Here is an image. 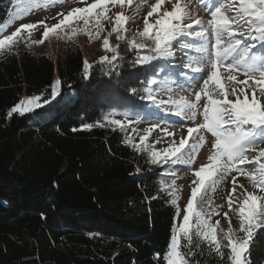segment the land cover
Segmentation results:
<instances>
[{
    "label": "trees",
    "instance_id": "obj_1",
    "mask_svg": "<svg viewBox=\"0 0 264 264\" xmlns=\"http://www.w3.org/2000/svg\"><path fill=\"white\" fill-rule=\"evenodd\" d=\"M14 3L0 0V25L13 17ZM113 45L117 60L101 63L94 52L87 76L79 48L54 60L22 41L0 55V264H166L158 254L170 243L177 213L163 190L165 168L125 143L105 117L115 107L146 113L142 107L154 106L143 98L149 81L170 65L160 57L136 63L149 48ZM56 69L62 84L53 99ZM25 93L41 94L43 103L8 115ZM97 122L106 126L84 128ZM259 239L249 248L251 264H264ZM182 251L191 253L190 264H229L227 248L222 258L195 236Z\"/></svg>",
    "mask_w": 264,
    "mask_h": 264
},
{
    "label": "snow or ice",
    "instance_id": "obj_2",
    "mask_svg": "<svg viewBox=\"0 0 264 264\" xmlns=\"http://www.w3.org/2000/svg\"><path fill=\"white\" fill-rule=\"evenodd\" d=\"M192 0H188L190 4ZM31 3V0H29ZM127 4L132 6L133 0H93V3L86 7H77L68 11L65 15L62 12L58 16H62L56 24L49 26L44 21L36 23L21 24L11 34L7 36L0 35V55L11 52L20 42H24L26 46L31 47L32 44H43L45 40L51 37L64 40H75L77 35L84 33L89 37V41L101 39V32L104 30L101 21L109 19L107 13L110 10L109 4L115 6L117 4ZM165 0H156L151 6V10L144 18V29L138 32L131 39L123 33L126 31L125 25L130 17L123 13H117L112 31L104 36L102 48L108 53L99 57V62H107L113 64L119 56V45H112L109 37L115 33L118 41H126L130 49L149 48L151 55L139 56L136 63H146L157 57H171V47L173 41L179 38L191 35L197 38H205L211 33L214 38L213 51H209L201 45V52L207 55L209 61V74L207 77L201 75L203 85L200 91L195 92V100L189 101L186 97H180L176 101L177 115L182 114L184 107L192 109L196 108L197 103L202 97H206L204 104V122L197 124L195 127L188 128V136L181 138L179 145H170L161 151L150 150V162L153 164L161 161L167 163L169 160L173 164L183 162L186 165L194 163V155L188 160H182L185 145L193 134L199 136L197 143L192 145L193 149L207 143L204 135L200 134L201 130L209 132L215 138L212 143V150L208 155V164L202 165L198 170L194 171L197 180H193L194 185L191 188V196L185 206V215L183 223L174 226L170 243L164 253L158 254L162 261L166 264H190L187 256L191 253L182 251L183 247L193 245V236L200 240L207 241L209 247L220 256L224 257V248L229 250V264H251L248 256L249 248L252 243L255 231L264 227V194L258 195L254 192H247L245 189L244 199L239 201L233 199L232 193L236 191V176L232 177L233 188L228 196V207L233 210V204L238 203V207L234 210L238 214L239 226L232 227L229 219L227 229L220 227V221L215 224L210 223L212 212L205 214L202 210L194 207V201L197 200L198 194L205 187V181L208 177L213 176L217 172L223 174L230 173L235 170L237 175H243L249 179L254 189H258L260 193H264V148L258 147V142L264 143V51L257 54L255 52L256 43H259L264 49V0H229L228 3H222L221 0H200V3L209 12L211 19L205 22L202 18H193L192 13L183 0H174L171 10H164L155 20V23H149L148 17L154 13H159L161 6ZM48 7L49 5H44ZM99 10V11H97ZM232 14L229 15L228 12ZM190 19V24H185V20ZM83 21V27L73 26L76 21ZM207 24V27L203 25ZM43 25L44 31L39 40H31L32 31L38 26ZM91 25V26H90ZM192 25L201 26L199 31H191ZM6 25H0V33L5 29ZM95 29V31H93ZM27 32V36L22 35ZM147 38L152 41L151 45H147L137 40ZM243 38H248L253 43H247ZM190 44L185 42L181 47H189ZM193 63L199 65L192 68ZM85 76L92 67L85 58L83 61ZM114 66V65H113ZM192 68L193 72L201 73L202 62L200 60H192L186 65ZM228 73L227 80L235 82L229 92L222 83L221 70ZM243 72L244 80H238V75ZM193 76V79H196ZM155 83V81H152ZM62 81L57 78L50 85L51 96L53 99L59 94V88ZM215 85V88L210 87ZM242 85V87H238ZM251 90L249 98L248 90ZM135 90L133 89V92ZM229 95L233 99H229ZM242 97V98H241ZM151 101L153 104L163 105L165 101H157L154 94L149 90L147 95L143 97ZM40 97L29 96L21 99L10 110L9 115L13 113L23 114L31 111L34 107H39L38 101ZM48 101H45L47 103ZM108 125L119 126L123 128L124 122L105 117ZM129 124L132 121H128ZM105 127V123L97 122L96 124H85L84 128L91 129L93 127ZM159 127L152 125L151 128ZM146 133H150L151 129H146ZM162 131L167 133V129ZM172 135L171 133H168ZM146 140V136L141 137V142ZM132 145L137 150H143L140 144H132L131 139L124 141ZM256 155L249 157V152ZM252 164L255 165L251 172L246 171L238 165ZM139 171V169H137ZM217 181H213L216 183ZM243 188V185H240ZM172 191L170 201L176 207V213L179 215L178 195L175 182L171 185ZM195 215V223H192V217ZM227 217L228 213H224ZM241 233L242 235H238ZM219 236V238H218ZM182 241L184 243L182 244ZM226 242V243H225ZM198 246V245H196Z\"/></svg>",
    "mask_w": 264,
    "mask_h": 264
},
{
    "label": "rangeland",
    "instance_id": "obj_3",
    "mask_svg": "<svg viewBox=\"0 0 264 264\" xmlns=\"http://www.w3.org/2000/svg\"><path fill=\"white\" fill-rule=\"evenodd\" d=\"M173 2L174 0H165V3L161 6L160 12L154 13L153 16L148 17L149 23H155V20L163 13L164 10L170 11ZM183 2L188 4V8L192 13L193 18H202L205 22L211 19L210 12L201 5L200 0H192L190 4L188 3V0H183ZM221 2L228 3L229 0H221ZM91 3H93V0H31V3H29V0H15L14 8L16 9L14 15L6 23L5 29L2 33H0V35L7 36L21 24L36 23L37 21H44L51 26L62 19V16L57 15L58 13L62 12L66 15L68 11L73 8L86 7ZM155 3L156 0H133L131 7H129L126 3L124 5L117 4L115 6L109 4L110 10L107 13L109 19H103L101 21L104 28L100 34L101 39H95L90 42L87 35L80 33L77 35L75 40H64L51 37L49 40H45L43 44H32L30 48L34 52L46 54L54 60H57L59 57L65 55L69 51L75 50L76 48H79L84 53L87 60H90L91 55L96 51L102 56L106 54L108 55V53H106L102 48V38L107 36L108 33L112 31L116 14L123 13L124 15L130 17L125 25L126 31L123 34H130L132 38L138 32L143 31L144 18L151 10V6ZM44 5L49 6L45 7ZM228 14L231 15L232 13L229 11ZM190 23V19L185 20V24ZM77 25L79 27H83V21L80 20L74 22L73 26ZM203 27L206 28L207 24L205 23ZM200 29L201 26L192 25L191 31L195 32ZM43 31V25H38L32 31L30 39L39 40ZM93 31H95V29H93ZM22 35L27 36V32H23ZM138 37L139 36H137V38ZM243 39L247 43H253V41L248 38ZM109 40L113 45V43L117 41L116 34L113 33L109 37ZM148 40L143 39V41ZM185 42L189 43L190 46L181 47V45ZM201 45L209 51L214 50V38L211 33H209L205 38H197L187 35L179 38L177 41H173L171 47L173 55L165 58V62H168L170 67L168 66L165 70H161V72L157 74L158 80L155 84H153L151 80L149 81L148 85L150 86L148 87V90L154 94L157 101H165L168 103L163 105L154 104V106L151 105V107L146 105L145 107H142V110H145L146 113L141 112V110L130 111L122 109L121 107H115L110 109L106 114V117L124 122L123 128L118 126L123 131L124 139L126 140L130 138L132 144H140L143 149L141 151H143L147 156H149V152L152 149L162 152V150L168 148L170 145H173V143L175 146H178L181 138L188 136L187 130L190 126L192 127L204 122L203 112L206 97L201 98L195 109L184 107L182 114L180 115H177V112L172 110L177 108L175 102L178 101L180 97H186L189 101H194L195 92L200 91L203 85V81L199 77L201 75L207 77L209 74V61L207 55L201 52ZM262 51L264 50L261 47L259 48V45L256 44L255 52L259 54ZM189 58H192L194 61L200 60L202 62L203 67L201 73L193 72L192 68L199 66L195 63H193L192 68L186 66L189 62ZM221 75L223 77L222 83L225 84V88L230 92L235 82L227 80L228 73L223 69L221 70ZM148 76L149 73H146L143 76L145 83L141 84L142 87L147 86ZM193 76H196L197 78L193 79ZM57 78H59V75L56 69L52 82H54ZM244 79L245 77L241 71L238 75V80ZM210 87L215 88V85H210ZM238 87H242V85ZM248 92L250 98L251 90L249 89ZM60 93L61 86L59 88V94L55 98H57ZM70 94H73V92H70ZM29 96H38L40 97L38 103H43L42 96L38 93H25L21 99ZM233 98V96L229 95V99ZM261 99L264 100V97H261ZM140 103L141 102L139 101V104ZM13 106L8 108V115L9 110ZM35 108L36 107L33 109ZM33 109L31 111H33ZM171 113H175L178 117ZM128 121H132V123L129 124ZM154 124L159 127L151 128ZM146 129H151L150 133H146ZM163 129H167V133L162 131ZM168 133H171L172 135H169ZM200 134L205 136L207 143L200 146L198 149H193L192 145L197 143L199 140V136L194 133L193 137L189 138L188 143L182 150V160H188L194 155V163L191 165H186L183 162L173 164L171 160L167 163L163 161L156 163L157 165L162 166V168H165L164 175L162 177L163 190L171 193V185L175 182L178 195V205L180 209L179 215H177L176 225L183 223L185 206L191 196V188L194 186L192 181L198 179L195 177L194 171L198 170L202 165L209 163L207 157L212 150V143L215 138L211 133L204 130H201ZM142 136H146V140L143 142H141ZM258 147L264 148V143L258 142ZM248 155L251 158L256 155V153L250 151ZM238 167H242L246 171L251 172L255 165L244 164L238 165ZM233 176H236L237 178L236 191L235 193H232L233 199L238 198L239 201H242L244 199V195L246 194L245 189L247 192L255 191L258 195L264 194L260 193L258 189H254L252 183L247 177L237 175L235 170H233L227 174L217 172L213 176L208 177L205 181V187L201 190V193L198 194L197 200L194 201V207L197 210H202L205 214L211 212L212 208H215V212H212L211 214L210 223L215 224V222L219 220L220 227L224 229H227L229 219L231 220L232 227L234 229L239 226L238 214L234 210L238 207V203L233 204V210H230L228 207V196L229 193L232 192L233 188ZM213 181L217 182L213 183ZM240 185H243V188H241ZM224 213H228V216L225 217ZM191 222L195 223V215H193ZM255 232L256 233L253 238L255 239L256 237H259V240L264 243V229H258ZM237 234L239 235L240 233Z\"/></svg>",
    "mask_w": 264,
    "mask_h": 264
}]
</instances>
